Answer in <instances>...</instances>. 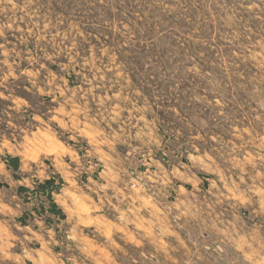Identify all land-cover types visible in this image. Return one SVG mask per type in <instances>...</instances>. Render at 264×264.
Instances as JSON below:
<instances>
[{
	"label": "rangeland",
	"instance_id": "obj_1",
	"mask_svg": "<svg viewBox=\"0 0 264 264\" xmlns=\"http://www.w3.org/2000/svg\"><path fill=\"white\" fill-rule=\"evenodd\" d=\"M0 264H264V0H0Z\"/></svg>",
	"mask_w": 264,
	"mask_h": 264
},
{
	"label": "trees",
	"instance_id": "obj_2",
	"mask_svg": "<svg viewBox=\"0 0 264 264\" xmlns=\"http://www.w3.org/2000/svg\"><path fill=\"white\" fill-rule=\"evenodd\" d=\"M5 162H6L7 168L13 171L19 168V158L18 157L7 156L5 159ZM22 189H26V188L20 187L19 190L21 191ZM58 191H59V185H55V182L53 179H47L43 181L42 183L36 185L35 193L41 196H44L48 204V209H45L46 206L42 202L40 204L41 210L48 211L54 214H58L61 217H64L61 210L58 208L57 204L54 202V199H53V193H56Z\"/></svg>",
	"mask_w": 264,
	"mask_h": 264
}]
</instances>
